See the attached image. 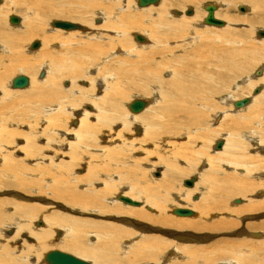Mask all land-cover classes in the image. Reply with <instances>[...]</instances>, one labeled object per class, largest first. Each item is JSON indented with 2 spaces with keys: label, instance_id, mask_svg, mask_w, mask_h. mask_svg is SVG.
<instances>
[{
  "label": "bare ground",
  "instance_id": "1",
  "mask_svg": "<svg viewBox=\"0 0 264 264\" xmlns=\"http://www.w3.org/2000/svg\"><path fill=\"white\" fill-rule=\"evenodd\" d=\"M0 1H1L0 2V91H1L0 93V145L7 144L8 148H10V145L13 143V139L11 140L13 134L16 131H19L21 126L22 127L24 126L22 124H25L24 127H26L27 132L32 131L31 132L33 133L32 135H36L37 132H39L38 127H36V125H38L36 122L32 123V121H28V123H24L21 119L17 120L14 117V115L23 116L24 119H28V118L30 119L32 116L35 117L38 114L40 116L41 115L45 116V122L47 123V125L42 129V133H43L45 129H49V130L52 129V128H48L47 126L52 125V122L55 120V116L58 115L59 112L64 111V109H62V106L64 105L63 99H65L67 104L70 103L72 100L78 102L76 99L77 95H79L78 98H81L82 101H85V98H87V100H89L88 105H91V107L86 106L84 107L85 109L84 108L82 109L81 116L79 119V124L77 125L78 126L77 130L80 129L82 131L84 129L85 134H87L89 138L95 137L96 130H100L99 129L100 126L98 127L96 125V123L99 122V120L104 121V122L108 120L115 122L118 120L117 119L118 117L115 116V114L119 110V103H120L119 100L123 99L127 92L125 90H120L121 87L116 88L115 86L116 76L123 77L124 75L127 74L128 71L129 72L133 71V72H130L131 75H133L135 73L133 69L128 70L127 68L128 70L127 71L125 68L121 67V65H123L128 60L130 61V59H134V57L136 56L137 58H139V60H141L139 63V66L142 65L141 67H147L146 70L145 68H138L139 70L136 71V76L137 77L141 76L142 80H145L143 79V77L144 78L149 77V79L150 78L153 79L155 82L159 84L161 95L163 97H166V98L168 97L169 99H172V101L175 100L176 102L179 101L178 98L184 99V95L189 96V91L187 90L188 88L191 90V92H193L194 86L193 87L189 86L192 83H195L197 85L196 87H199V88L202 87L200 88L201 90H209L208 91L209 97L213 99V97H215L216 94L218 95L221 92V90H218L217 85H216V84H221L217 81V79L223 81V83H226V81H228V76H232V75L239 76L241 74L243 75L247 73L251 63L253 62V57L255 55L260 54L264 57V39H263L264 34L260 37L257 36V32L261 30H258V29L256 30V27L253 26V21L251 20L250 21L247 20L246 22L245 21L243 22L242 19L244 18L242 17L244 15L243 16L239 15L238 17V15L235 16V15H231L232 13L231 14L228 13V12H231L230 8L232 9L234 7L237 9L239 7L238 4H244L242 0H237L236 2H234V0H215L217 2L216 4L207 3L203 6L204 12H201L198 9H195V11L191 15H185V11H184L185 17L181 16L180 18H175L171 16L172 12L170 14L168 10L172 7H179V8L183 7L182 9H184V7L187 4L197 5L202 0H161L160 5L156 8H153L152 6H157L160 0H158L156 4H150V5H147L146 7H139L137 4L138 0H136V6L134 3L135 0H105V1L104 0L103 1L101 0H7L8 5H5V3H3V1L6 2V0H0ZM181 2L182 4H180ZM245 4L250 5L251 13L255 17L260 15L259 11L261 9H264V0H246ZM208 5H213L214 7L213 17L215 20L219 21L220 24L218 25L206 24L205 18L208 15L206 8ZM222 5H224L226 8L223 11H220L219 13L218 6L220 8ZM5 6H8L7 11L10 13L5 11L6 9L4 8ZM134 7L136 10L134 9ZM136 7L144 8V9L140 10V9H137ZM14 9L23 10L19 18L20 24L18 23V26H17L18 28L16 26L8 27L6 25L7 19L9 22V18L11 16L18 17L16 16L17 13L14 11ZM188 10H191V8H189ZM90 11L91 12L93 11V12L89 15ZM247 11L248 9L244 7V10L239 11V12L247 13ZM256 13H258L259 15ZM10 14H16V15H10ZM181 14L182 13L179 11H175V12L173 11V15L175 16H180ZM94 16L100 17L98 18L97 21H99L102 18L101 19L102 23H100V25L98 24V26L96 27H94L91 22V20L94 19ZM49 17L50 18L51 17H58V18L61 17L63 21H67V22L77 25V29L68 30V31L62 30V29L58 30L57 28L53 26V23L55 21H62V20L54 19V20L49 21V24H48L46 22L47 20L46 18H49ZM220 19H223L225 22L222 20L220 21ZM43 20L46 22V26L43 29L44 35L39 40L41 43V46L39 43L40 48L31 50L30 49L31 44L29 45V42L31 41L32 36L37 34V31L40 27L39 24L41 25ZM71 20H76L82 25L75 23L74 21H71ZM200 20L202 21L199 22ZM47 26L49 28H47ZM198 26L206 29L205 31H207V34H202L203 32L202 33L199 32V30L201 31V29L197 30L196 27ZM234 26L241 27L242 29L236 28ZM130 30L142 31L143 34L139 33L141 35L137 33H132L131 36H133L135 39V35H139L140 37L143 38V41L140 42L135 39L134 45L128 44L130 47H125L124 44H127V42H129V40L125 42L126 39H129L127 31H130ZM77 31H80V32H77ZM63 32H65L66 34H62ZM245 33H248V34H245ZM253 35L255 39H257V41L254 39ZM146 38L152 39L151 42H149V44L146 42ZM252 38L253 40L256 41V43H259L258 44L259 47L257 48L258 50L254 49L253 46H251L253 49H250L247 46L248 45L247 42H249V40H251ZM56 41L59 44H55ZM200 42L202 43V45H200ZM53 47H56V49L58 48L57 51L58 50L67 51L70 56L59 54L53 49ZM106 47H107V50L105 49ZM178 48L180 50L182 49L186 51L185 52L186 54L177 55L175 57L173 55H168V54H172L173 53L172 51H175V49H178ZM104 49L106 50V54L103 55L102 53L105 51ZM111 51H113V53H110ZM175 53H178V52L175 51ZM188 54L189 56H191L190 60H188V57H187ZM156 55L159 56L158 57L159 61L157 60L158 58H155ZM116 56H118V59L115 62L120 66L115 71L113 70L110 71L112 68H107V65L109 64L108 59L110 57H116ZM99 57H102V59H100V61L96 64V68L99 70V67L102 66L103 69L106 68V70L108 71L106 72L107 75L106 74L105 76L103 75L104 76L103 79L98 78L99 79L98 84L100 87L101 86L102 88L104 87L103 90L99 91L100 87L96 86V82H95L96 79L94 77H92V79L93 78L95 79L94 80L95 83L92 84V82L90 81L91 83L88 84L89 86L85 88V89H90V90H83L82 88L80 89L79 87H76L74 84H76V79L77 77H79L76 75L80 69L79 65L81 63L86 62L90 58L92 59L88 63L95 62L98 60ZM146 57H150V58H147L148 59L147 64L145 61ZM193 57H196V59H199L197 57H200V58H203V60L199 59L197 61H193L194 63H192L191 61L193 60ZM170 61H173L172 62L173 66L170 68L171 75L169 74L171 77L165 81L161 80L159 77L160 74H159L158 69L159 67H161V65H164L165 63L168 64V62ZM105 62L107 63L104 64ZM190 62L192 63L190 64L192 65L191 67H195L197 64H199V66L203 64L202 67L200 66L196 70H194L193 68L191 69L194 72L193 75H198L197 77L193 76L194 80L185 78L186 71L187 73L190 74V76L192 73L191 70L188 69L189 67L188 68L185 67V65L189 64ZM130 64H132V66H136L133 60H131ZM137 66L135 67L136 69H137ZM261 67L262 68L259 67L260 69L256 71L257 75L263 74L264 67L263 65ZM36 69L38 71L39 69L40 70L43 69L41 71H43L44 74L41 78H39V76L38 77L35 76L34 71H36ZM152 69L155 71V73H153ZM146 73H150V74L146 75ZM15 74L18 76H21L19 74H22V76H24L23 74H27L25 76L29 79L28 86L24 87L23 89L14 88L12 86V83H13V80L17 77ZM66 78L70 81L71 88H67V89L62 88L63 91L66 93V96L62 97L63 96L62 95L60 98L61 94L58 93L56 89L59 87V81L62 79H66ZM125 79L130 80V76H126ZM199 79L200 81L198 82L197 80ZM196 81L198 82V84ZM239 83H246L248 90L249 89L251 90V95L244 97V99H249V103L243 107L236 108L234 107V102L239 101L241 99H237V98L229 99L227 97L228 95L227 96L223 95L224 97L222 96L218 99L220 104H227L228 106V109L226 108L227 112L229 113L234 112L236 113L235 114L236 116H231L233 120L232 125L230 126L231 128L227 129L226 131L227 135L222 136V140H220V147L216 150H213L212 148V151L210 153V155L212 156H210L208 153H203L204 151L202 152V150H200L202 154L200 152H196V153H200L204 157V159H201L204 167L203 169L200 168V171L197 172L199 174L198 176L199 180H197L196 178L193 180V178H191L193 180V185L191 186L192 188L190 187L191 189L189 190V188L187 187L188 190L184 189L179 192V195L177 197L178 201L176 203L179 207L171 206L170 214L168 215L167 214L168 207L165 205V203L168 201V196H170L173 193L172 186L174 182L173 179L175 180V176L176 175L187 176L188 175L187 171L189 169L191 170V166L193 165V163L196 162L195 161L196 158L193 157L194 156L193 152L191 153V156H187V155L184 156L185 154L182 153L185 158L184 165H185V168L187 167L188 169L187 171L184 170L185 168L183 169L182 167L181 169L178 168V166L176 164L174 165L173 162L164 161V164H163L164 170L161 173L160 178L156 180H149L151 181L150 183L161 182L163 186L160 184H157L156 186H150L149 183L143 179V177L145 178L143 174H140L141 176L140 179L138 178L137 180H135L137 182H134V183L132 182V184L130 185V189H132V191L134 190L135 197L142 196L143 198H145L141 202L140 206L131 207L129 205L130 207H128L127 204H125L122 206V208H120V204H118L117 202L119 201L118 199L119 195H117L116 197L117 199L114 202L113 206L118 207L120 213L126 214L128 217L126 220H122V222H124L125 224H129V225H131L132 223L134 227H138L141 233L142 231L160 232L161 234L169 238L174 233L171 230V228L176 229V230H181L184 232H188L184 236L189 235L188 236L189 239L193 238L197 232L214 231V232H219L223 235H226V233H229V231H232L234 229L236 231L234 232L233 235H236V236L243 235L244 238H241V239H244L245 241L248 242V244L252 245L249 247L250 249H254V251H257V249L258 250L263 249L262 246L264 245V240L260 241L262 239L260 236L264 235V189H263L264 188V159H260L258 158V156L249 157L248 155H246L245 153L246 145L243 144L241 141H239L238 136L240 134H237L238 132L234 130L237 129L238 127H240L242 130L244 125L248 123V121H246L247 118L245 119V121L243 120L240 122V120H242V118H245L247 116V113L249 112H255V114L258 115V116L256 115L257 119H259L258 122L254 124L255 128L252 130L251 129L249 130L250 136L253 137V135H255V133L259 131V129H262L260 127H262L261 120L264 119V87H262L261 85L260 86L258 85L259 83L258 78L257 80L255 79L251 80L249 77H245V78H242L239 81ZM256 85H258L259 87L258 86L255 87ZM186 86H188V88ZM226 86L224 89L229 90V86L228 87ZM44 87H48L51 89L50 91L47 90L45 92ZM135 87H137L136 92L139 94L144 93L145 95V93L147 92V85L135 86ZM238 87H239V84H234L233 86H231L233 90L237 89ZM96 90H98L99 92H102V95L98 96L95 93H93ZM149 90L152 91L151 89ZM68 91H71L72 93ZM89 91H92V92H89ZM109 91L110 92L113 91L112 95H109L110 93ZM114 92H115V95H117L118 97L113 96ZM18 93L20 94L29 93L27 95L28 99L20 100L21 98L19 99L17 96ZM205 93L206 92H204V95L202 96V99L200 100L202 104H209L211 103V100L210 98L208 99L205 96ZM231 93H230V96H233L231 95ZM75 94L76 96H74ZM153 94H156L155 89L152 91V95ZM108 96H110V98ZM108 98L109 100L107 101L106 99ZM157 98L159 99V97L155 98V95L153 96V98L148 99V100L147 99L145 100L143 98L142 100L146 101L147 104L143 108V110L140 111L139 113L131 112L128 107L131 101H133L134 99H139V98H134L129 103H127L126 107L130 113H128L127 111H126L127 113L125 111L123 113L122 111L125 117V119L122 120V124L120 123L122 127H126L124 125L127 124L126 122V119H127L128 123H130V125L133 126L132 131L134 132L136 131L135 133L138 134L139 128L135 126L137 125V121L140 120L143 117V115L151 109V107H154L155 105H157L158 103ZM198 98H200L199 94L193 95L190 99H192V101H196ZM54 101L56 102V105L53 106L52 109H49L51 114L50 113L46 114V112L48 111L47 107L50 108L48 105L46 106V103L53 102L54 104ZM179 104L176 103V105H174V108L171 107L172 108L171 111L173 112V116H171L172 118L175 117L174 113H177V111L179 110L178 109V106H180ZM18 105L23 106L26 112H29L30 115L29 114L27 115L24 109L20 108L21 106L19 107ZM87 107L90 111L86 110ZM181 107L182 106H180V108ZM219 107H220L219 109L222 108L221 106ZM213 109L215 110L216 108H213ZM183 113H185L186 115V112L183 111ZM234 113H232V115ZM40 116L38 117V120L41 118ZM89 116L94 117L93 119L95 120L94 124H91V122H87V120L90 118ZM196 116L198 117V115ZM126 117H128L129 119ZM160 117L156 113L149 120L145 121L146 123H144V125L140 127L143 129V136H145L146 131L148 129L153 130L155 128L156 122H158ZM214 117H216V114H214L213 118ZM56 119L58 120V118ZM173 121L175 122L176 118ZM56 122L57 121L55 120V124ZM196 122L197 121H195V123ZM176 125L177 123H175V127H172L173 125H171L169 129L167 130V132L170 131V134L172 136H177V132L175 131L178 130L179 127L176 128ZM12 127H14V129ZM183 128H182L183 132L186 131L187 133V131H189V129L188 130L185 129L184 131ZM161 130L165 132L164 129H161ZM182 131L180 132L179 136L183 134ZM200 135L198 134L197 136H200ZM50 136L51 135H49V138ZM77 136L78 135H76L74 138L76 141L75 143H77V139H78ZM191 136H193V134ZM244 136H245L244 134L241 135L242 138H244ZM200 137L201 139L203 138L202 136ZM170 138L172 137L170 136L169 139ZM197 138L198 137H196V139ZM114 139L115 137H112L110 136V134H108L106 137H104L103 140H105L106 141L105 143H108L109 145L107 147H103L97 150L101 153H106L107 149L111 150L110 148L113 147L112 144H114L116 141L119 142V144H117V147L120 146V143L123 144L125 142V140L120 141L119 139H115V140ZM156 139L155 141H157ZM165 140L166 139H162L163 142H165ZM129 141H132V140H129ZM259 142L261 143L263 141L257 140L256 143L254 142L253 145L256 147L257 146L259 147L260 145ZM168 143L172 145L173 147H175L174 144L178 145L177 143H174V142H168ZM24 144L25 145L23 147L27 146L28 139L24 141ZM70 146H73V144L70 143ZM202 147H205V146L202 145ZM205 148L203 149L205 150ZM260 149L262 150L263 148H258V150ZM8 152L10 153V150L6 149V152L0 153V163L3 165H4V160L7 158ZM39 154L36 153V155L34 154H31V155L33 157H36V156H39ZM198 155L199 154H197L196 156ZM220 156L223 159L219 158ZM75 157L77 158V156ZM127 158H132V155ZM90 163H88V167ZM221 163H224V164H221ZM63 166L65 167V169L68 168V167L66 168V165L64 164ZM53 167L57 169L56 171H58L59 168H61L59 170V173H55L57 175L53 177L52 179H47V177L46 179H44L46 182L47 188H48L47 190H49L50 192L49 195L52 196L53 199L54 198L58 200L62 199L66 205H69L71 207H78L79 210L76 211V213L78 214L81 213L85 215L87 210H89L88 209L89 207L92 210H97L93 212L96 215H106V216L108 215L110 217L115 216L114 214H108V213H111L112 206L108 203L109 197L107 198L108 194H106L108 192L103 193L104 190H102L103 187L104 189L108 188L109 190V187L112 186V184H110L107 181L108 179L106 181H103V187L101 188V190L103 191L102 193L100 192V188L96 189V191L94 189H93L94 191H92L91 189H88V186L92 187L94 181L87 184L86 185L87 188L81 190L78 188L77 183L81 182L80 178L82 177L79 178L74 172H70V171H68L67 173H64L62 169L63 167L60 163H59V166L57 164H54ZM222 169H224V171H221ZM86 170H88V168ZM26 171L28 172L29 168H24L21 174L22 175L23 173L25 174ZM89 171H90V168L88 172ZM235 171H240V172H236V174H234ZM16 174H17V171L15 172L14 175L13 174L11 175L12 178H15ZM85 174H87V172ZM94 174L95 173H93V175L92 174H89V175L94 176ZM170 176L172 177V179H170ZM19 177L22 178V176H19ZM32 177L31 179H33ZM69 177H72V179H70ZM109 179H111L110 182L113 183V178L110 177ZM258 180H263V181H258ZM16 182H17L16 183L17 185H21L22 183V181L20 180ZM200 182H203L206 184L205 188L203 189L204 192H202V194H200L198 198L197 197L196 199L193 198V200L191 201H194V202L191 203L190 196L192 194V191H195V189L198 188V184ZM57 184L62 186L60 188H63V190L60 189L62 190V194L60 193L59 197H58L59 193L57 191ZM46 191L45 193H49L48 191L47 192ZM255 191H259L260 193V195L256 194V197L258 196L260 197L259 200L250 201V199H247V201H245L246 202L245 204H241L240 199H235L231 202L232 204H229V205L227 204V200L229 198H232L235 196L244 197L245 195L251 194ZM25 193H28V192L22 191L20 193H17V192L12 193L11 194L12 197L0 199V225L3 223H6V220L9 219L8 217H11V215L13 216V214H11L10 216H4L3 221H2L1 217H3L2 212L4 211V210L2 211V209L5 206H8V205L12 206L14 210V215H17L20 218V220L17 221L15 230L10 229L12 230V233L14 231V236L13 238L9 240L12 241L15 238H17V236H19L21 232H25L27 234L26 235L22 234L24 237L22 236L21 238L22 240L24 239V243H26L25 241L29 243L26 245L20 244V246H18L20 248H18L19 250L17 251L16 255H13L14 251L10 250L7 246L0 245V264H9V263L27 264L28 261L33 264H46V262L44 261L45 255L47 254V252H50V251H47L46 253H41V251L43 247H46L47 243L48 244L50 243V238H52L51 236H52V233L54 232H56L59 236L55 238V240L58 241L55 243L57 247H62V249L65 248L75 253L76 257L78 258L86 257L87 258L86 260H91L90 264H136V263L148 264V263H153V262L158 263L160 259H163L164 261L167 260L166 264H213L215 263L211 261L213 260V258L210 259L207 256L208 252L204 251L203 249L205 247L201 246L202 248L200 249L198 245V248L200 249L199 250L198 248H191V246L187 247V245L180 246L179 244V246L178 245L171 246L170 245L171 243L169 242L170 240H168L167 238H161V236L158 237V236L141 235L142 238L139 241H136V242L127 241V242L122 243L121 241L124 236L131 235L128 229L126 230L114 224H106V223L92 224L93 222L89 223V221L83 222L78 219L75 220L72 217H70L68 214H67L68 216L65 214V212L69 210L68 206H66V208L61 207L64 210V214L57 213V212H51V213L47 212L48 214H45L44 216H42V220L40 219V221H36V222L42 223L43 228L42 227L37 228L38 226L33 228L31 224L34 223L33 221L38 216V213L40 212L41 208L37 205H26L25 203L23 204V201H21L23 199L21 198L22 197L26 198L24 197ZM127 195H130L129 191L128 193L125 192L121 196L127 197ZM132 198H134V196H132ZM234 205H239V206H234ZM241 206H243L241 208L242 210L239 209ZM235 207H238L237 210H235L236 209ZM176 208H182V209L189 208L190 210L193 211V214L191 216L174 215L172 211ZM80 209L83 212H81ZM145 209L147 211H145ZM89 212L92 213V211H88V213ZM240 212H242V215H239ZM170 215L171 216L174 215L175 219H173ZM189 218H195V219H189ZM261 218L262 220H260ZM59 230H63V233L62 231L59 232ZM131 232L134 233L133 231ZM85 234L88 235L89 237H86ZM81 235L85 236V238L87 239H90L93 236L94 242L90 243L91 241L85 240L87 242L83 243L81 241V238H82ZM210 238H212V235L207 234L206 232L203 237H199L198 239L205 241ZM31 239L32 241H34V243L32 244L30 241ZM257 239H260V240H257ZM225 240L226 239L222 238V240L218 242L219 243L223 242L222 245L224 247L225 243L227 242V240L226 242ZM212 241L214 242L215 239ZM212 241H210L211 242L210 244H212ZM250 241H254V242H250ZM218 242L216 243L215 241V244H218L220 246ZM255 242H260L261 244L256 245ZM124 245H129V246H124ZM209 247H212V246L210 245ZM213 247L216 248V245ZM51 251H59V250H51ZM215 251L216 249L214 250V252ZM227 252H229V250ZM215 253H217V251ZM7 254H12L13 256L12 257L9 255L6 256ZM205 254L207 257L205 256ZM237 256H241V253L239 252ZM233 260H227L225 262L220 261L217 264H244V261L241 259L236 260V261H233ZM183 261H186V262H183ZM256 262L258 261H255V263ZM259 264H264V258L259 261Z\"/></svg>",
  "mask_w": 264,
  "mask_h": 264
},
{
  "label": "rangeland",
  "instance_id": "2",
  "mask_svg": "<svg viewBox=\"0 0 264 264\" xmlns=\"http://www.w3.org/2000/svg\"><path fill=\"white\" fill-rule=\"evenodd\" d=\"M101 1H103V0H101ZM236 1L237 0H234V2H236ZM242 1H243L244 4H238L239 7L237 9L234 8V7L232 9L230 8V11L231 12H228V13L229 14L232 13L231 15H235V16L238 15V17H239V15L240 16L241 15L242 16L244 15L242 17V18H244V19H242L243 22L244 21L246 22L247 20L248 21L251 20V21H253V26L256 27V30L258 29V30H261V31L263 30L264 31V9H261L259 11L260 15L258 13H256L259 16L255 17L251 13L250 5L249 4H245L246 3V0H242ZM3 3H5V5H8L7 0H6V2L3 1ZM134 3H135V6H136V0L134 1ZM160 3H161V0H160L159 4L157 6H152V7L153 8H156V7H158L160 5ZM207 3H214V4H216L217 2L215 0H202L197 5L187 4L184 7V9H182L183 7H180V8L179 7H172L168 11L170 12V14L172 12L171 16H173L175 18H180L181 16H184L185 17L184 11L186 12V10H188L189 8H191L192 13L195 11V9H198L199 11L204 12V9H203L204 7L203 6L205 4H207ZM180 4H182V2ZM244 7L248 9L247 13H240L239 11H241V9H244ZM4 8H6L5 11L8 12L7 11L8 6H5ZM147 8H149V7H147ZM220 8L218 6L219 11L218 10L217 11L219 13H220V11H223L226 7L224 5H222ZM134 9H135V7H134ZM137 9L143 10L144 8H137ZM14 11L17 13V15L16 14H10V15H16V16H18L17 18L19 19L20 18V15H21V12H23V10L22 9H18V10H15L14 9ZM173 11L174 12L175 11H179L182 14L180 16H175V15H173ZM92 12L90 11L89 15ZM8 13H10V12H8ZM98 18H100V17L99 16H94V19L91 20V22H92V24H93L94 27H96V26H98V24L100 25V23H102L101 22L102 21L101 20L102 18L99 21H97ZM46 19H47L46 22L49 24V21L54 20V19L55 20L61 19V17L60 18H58V17H51L50 18L49 17V18H46ZM61 20L63 21V19H61ZM221 20L224 21L223 19H220V21ZM71 21H74L75 23L80 24L76 20H71ZM96 21H97V23H96ZM201 21L202 20H200L199 22H201ZM7 22H8V19L6 21V25L8 27L9 26L10 27H13V26L14 27L15 26L17 27L18 26V24L17 25H14L10 21L8 23ZM46 22L43 20L42 23H41V25L39 24L40 27H39V29L37 31V34L34 35V36H32L31 41L29 42V45L33 41H35V40L39 41L41 39V37H43V35H44L43 29L46 26ZM80 25H82V24H80ZM209 27H211V26H209ZM234 27H236V26H234ZM47 28H49V27L47 26ZM196 28H197V30L201 29V31L199 30V32H201V33L203 32L202 34H207V31H205L206 29L201 28L199 26L196 27ZM221 28H223V27H221ZM236 28H241V27H236ZM57 29L59 30V28H57ZM70 32H72V31H70ZM73 32H75V31H73ZM77 32H80V31H77ZM127 32H128V36H129L128 38L129 39H126L125 42H127L128 40H129V42H127V44H124V45H125V47H130L129 46L130 44H133L134 45V43H135V39H134L133 36H131V34L132 33L139 34V33H142V31H139V30H130V31H127ZM62 34H66V33L63 32ZM245 34H248V33H245ZM139 35H141V34H139ZM253 37H254V35H253ZM254 39H255V37H254ZM151 40L152 39H150V38H146V42L148 44H149V42H151ZM252 40H253V38L251 40H249V42H247L248 43L247 46L250 49H253L254 48V49L258 50L257 48L259 47V45H258L259 43H256L257 39H255L256 41L255 40L252 41ZM39 43H40V41H39ZM55 44H59V43L56 41ZM29 45H28V47H29ZM200 45H202L201 42H200ZM40 46H41V43H40ZM251 46H253V48ZM28 47H27V49H28ZM53 49L56 52H58L59 54H61V55L70 56L67 51H63V50H58L57 51L58 48L56 49V47H53ZM105 49L107 50V47ZM200 49H201V47H200ZM106 50L102 53L103 55L106 54ZM27 51H29V50H27ZM175 51L178 52V53H175ZM175 51H172L174 54L172 53V54H168V55H173L175 57L177 55H185L186 54L185 53L186 51H184L182 49L180 50L179 48L178 49H175ZM110 53H113V51H111ZM158 57L159 56H157V55L155 56V58H158ZM187 57H188V60H190L191 56H189V54H188ZM43 58H45V57H43ZM147 58H150V57H146V59H145L146 64H147V61H148ZM197 58L203 60V58H200V57H197ZM91 59L92 58H90L89 60H87L84 63H81L79 65L80 66L79 72L76 74L79 77H77L76 84H74V85L76 87H79L80 89L82 88L83 90H90V89H85V88H87L89 86L88 84H90L91 82H92V84H94L96 82V86L98 87L99 86V84H98L99 83V79L98 78L103 79V77L105 76V74L107 75L106 72H108L106 70V68L103 69L102 66L99 67V70L96 68V64L100 61V59H102V57H99L98 60L95 61V62L88 63ZM117 59H118V56H116V57H110L108 59L109 64L107 65V68H112L110 71H112V70L115 71L116 69L119 68L120 65H118L115 62ZM199 59H196V57H193V60L191 62L194 63L193 61H197ZM131 60H133L135 62L136 66L138 65L137 66V69L135 68L136 66H132V64H130ZM157 60L159 61V58ZM140 61L141 60H139V58H137V56H136V57H134V59H130V61L129 60L126 61L123 64L125 66L121 65V67L125 68L126 70H127V68H128V70H132L133 69L135 73L133 75H131L130 72H133V71H130L129 72L127 70L128 71L127 74L124 75L123 77L122 76H120V77L116 76V81H115L116 88L117 87L118 88L121 87L120 90H125L127 92L126 95H125V97L123 99H120L119 100V102H120L119 103V110L120 111L118 110L116 112V114H115V116L118 117L117 118L118 120L115 121V122H112L111 120H108V121L105 120L106 122L99 120V122H97L96 125L98 127L100 126L99 129L101 131L100 130H96V136L95 137L89 138L88 135L85 134V131H84L83 128H82L83 129L82 131L80 129L77 130V127H78L77 125L79 124V119H80V116H81L82 109L84 107H86V106L91 107V105H88L89 104V100H87V98L84 97L85 98V101H82L81 98H78L79 95L76 96V94L74 96H76V99H77L78 102L72 100L70 103L67 104L66 101H65V99H63V104L64 105L62 106V109H64V111L59 112L58 115H56L57 117L55 116V120L57 121L56 124H55V120H54L52 122V125H48L47 126L48 128H52V129H50L51 131L49 129H45L43 131V133H42V129L47 125V123L45 122V116H43V115L40 116L38 114L35 117L32 116L30 119L29 118L28 119H24L23 116L14 115V117L17 120L21 119L24 123H28V121H32V123H35L36 122L38 124V125H36V127H38L39 132H37L36 135H32L33 134V133H31L32 131L31 132H27L26 127H24L25 124H22L24 126L23 127L21 126L20 130L19 131H16L13 134L12 138H11V140L13 139V143L10 145V148L11 149L7 147V144H1L0 145L1 146L0 147V153L1 152H6V149H9L10 150V153L8 152L9 155L7 153V158L4 160V165L0 163V172H1L0 173V199H2V198L5 199V198L12 197L11 194L12 193H16V192L17 193H20L22 191L23 192H28V193H25V195H24V197H26V198H23L22 197L21 199H23V200L20 199L21 201H23V204L25 203L26 205H37V206H39L41 208L40 212L38 213V216L33 221L34 223L31 224L33 228H35L36 226H38L37 228H41L42 227L43 224L42 223H39V222H36V221H40V219L42 220V216H44L45 214H48V213H51V212H57V213L64 214V210L61 207H65L66 208V206H68L69 207V210L67 212H65V214L66 215L68 214L70 217H72L75 220L78 219V220H81L83 222L89 221V223L90 222L91 223L93 222L92 224H95V223L96 224H99V223H103V224L104 223H106V224H114V225H117L118 227L120 226V227H122V228H124L126 230L128 229L129 230V233L131 235L124 236L123 239H122V241H121L122 243L123 242H127V241L128 242H136V241H139L142 238L141 235H143V236H158V237L161 236V238H167L168 240H170L169 242L171 243L170 244L171 246H175V245H178L179 246V244H180V246H186L187 245V247H190L191 246V248H198V245H199V248L200 249L202 248L201 246L205 247L203 249H204V251H207L208 252L207 256L210 259L213 258V260H211L212 262H215L213 264H217L220 261L225 262L227 260H233V259H234L233 261H236V260H240L241 259V260L244 261V264H247V263L248 264H259V261L264 258V245L262 246L263 249H261V250H258L257 249V251H254V249H250L249 247L252 246V245L251 244H248V242L245 241L244 239H241V238H244L243 235H238V236L233 235L234 232L236 231L234 229L232 231H229V233H226V235H223V234H221L219 232H214V231L208 232V231H206L207 234H211L212 235V238H210L208 240H205V241L198 239L199 237H203L205 235V233H206L205 231H203V232H197L198 234L196 233L194 235V237H193L194 239L193 238H190L189 239L188 238L189 235L188 236H184L188 232H184V231H181V230H176V229H173V228H171V230L174 233L170 236V238L169 237H166L165 235L161 234L160 232H151V231H146L145 232V231H142V233H141L139 231L138 227H134V225L131 222H130L131 225L125 224L124 222H122V220H126L128 217H127L126 214L120 213L119 208L116 207V206H113V204H114V202L117 199L116 198L117 195H123L125 192L128 193V191L130 193V195H127L128 198L132 199L133 201H138V202L141 203L145 198H143L142 196L135 197L134 190L132 191V189H130V185L132 184V182L133 183L134 182H137L135 180H137L138 178L140 179V177H141L140 174H143L145 176V178L143 177V179L146 180L149 183L150 186H156L157 184L162 185L161 182H159V183L158 182H156V183H150L151 181H149V180H156V179H159L160 178L161 173L164 170V165H163L164 164V161L165 162H167V161L173 162L174 165L176 164L178 166V168L181 169V167H182V169H183V168H185V165H184L185 164L184 163L185 162V158H184V156H186V155L187 156H191V153L193 152L194 156H193V154H192V156L196 158V160H195L196 162L193 163V165L191 166V170L189 169L190 171L187 169V167L184 169L185 171L188 170L187 171V174H188L187 176H180V175H176L175 176V180L173 179L174 182H173V186H172V189H173L172 192L173 193L170 196H168V201L165 203V205L168 207L167 208V210H168L167 214L168 215L170 214V209H171L170 207L171 206L172 207H179L176 204L177 201H178L177 200V197L179 195V192L182 191V190H184V189L188 190L187 187L184 186V184L182 183V181L184 179H191V178H196L197 180H199V178H198L199 174L197 172L200 171V168L203 169V167H204L203 164H202L203 162L201 160V159H204V157L201 155L202 152L204 151L203 153H208L210 155V153L212 151V148H213V150H216L218 144H220V140H222V136L223 135H227V132H226L227 129H230L231 128L230 126L232 125V121H233L231 116H236L235 115L236 113H234V112H232V113H234L233 115H232V113L227 112V109H228L227 104H220L219 101H218V99L220 97H222L223 95L224 96H227L228 95L227 97L229 99H236V98L237 99H242L245 96H250L251 95V90L250 89L248 90L246 83H239V81L242 78H245V77H249L251 80H254V79L257 80V78H258V80H259L258 85L259 86L261 85L262 87H264V80H263L264 79V71H263V74H259V75L256 74L257 73L256 71L259 70L260 68H262L261 67L262 65L264 67V57L262 55H260V54L259 55H255L253 57V62L251 63V65H250L247 73H245L243 75L241 74L239 76H233V75L232 76H228V81L230 82L231 85L229 84L228 81H226V83H223V81L217 79V81L219 83H221V84H216V85H217L218 90H221V92L218 95L216 94L215 97H213V99L211 97H209V94H208V91L209 90H201L200 88H202V87H200V88L199 87H196L197 85L195 83H192L189 86H192V87L194 86L193 92H191V90L188 88V86H186L188 88L187 90L189 91V96L184 95V99L183 98H178V100H179L178 102H176L175 100L172 101V99H169L168 97L167 98L166 97H163L161 95V93H160L161 91H160L159 84L157 82H155L153 79H151V78L149 79V77H147L148 79L143 77V79H145V80H142L141 79V76L140 77L138 76L139 78L136 76V71L139 70L138 68H145V70L147 68V67H141L142 65L139 66ZM172 62L173 61H170V62H168V64L165 63L164 65H161V67H159L158 71H159V74H160L159 77H160L161 80H164L165 81V80H168L171 77L170 76L171 75V69L170 68L173 66V63ZM191 62L189 64H186L185 65L186 68L189 67L188 68L189 70H191L192 68L194 70H196L197 68H199L200 66L202 67V65H203L202 64V65L199 66V64H197L195 67H191L192 66V65H190V64H192ZM106 63L107 62H105L104 64H106ZM41 70H43V69H41ZM41 70L39 69V71H38L36 69V71H34L35 76H37V77L39 76V78H41L40 77V74L43 72ZM152 71H153V73H155V71L153 69H152ZM191 72H192L191 73V76L192 77L186 71L185 72V78H189L190 80H194V77H197L198 75H193L194 72L192 70H191ZM128 74H130V75H128ZM149 74L150 73H146V75H149ZM19 75H22V74H19ZM23 75L25 76L27 74H23ZM16 76H18V75H16ZM16 76H14V77H16ZM126 76H130V80H126L125 79ZM92 77H94L96 80L94 78L92 79ZM66 79L60 80L59 81V87L56 89L57 92L61 94L60 95V98H61L62 95H63L62 97L66 96V93L63 91L62 88H65V89L71 88L70 87V81L68 79L67 80ZM81 79H82V81H81ZM94 80H95V82H94ZM119 81H121V82H119ZM197 81L199 82L200 79L197 80ZM126 82H128V83H126ZM198 82H197V84H198ZM222 84H223V86H222ZM234 84H239V87L237 89H234L235 91L231 88V86H233ZM145 85H147V92L145 93L146 96L144 95V93H142V94L140 93L139 94V93L136 92V88L137 87H135V86H145ZM258 85H256L255 87H257ZM9 86H10V84H9ZM225 86L226 87L229 86V90H225L224 89ZM103 88L101 86L100 89H99V91L100 90L102 91ZM153 88L155 89L156 94H153L152 95V91L154 90ZM50 89L51 88L44 87V91L45 92L47 90L50 91ZM149 89H151L152 91H150ZM194 90H196V91H194ZM99 91L96 90L93 93H95L98 96H101L102 95V92H99ZM202 91H203V93H202ZM68 92H71V91H68ZM89 92H92V91H89ZM204 92L207 93V95L205 93V96L208 99L210 98L211 103H209V104H202V102H201L200 99H202V96L204 95ZM0 93H1V91H0ZM110 93H109V95H112L113 91L110 92ZM230 93L233 96H230ZM28 94L29 93H26V94L25 93H21V94L18 93L17 96H18L19 99L21 98L20 100H26V99H28V96H27ZM198 94H199L200 98H198L196 101H192V99H190L193 95H198ZM71 95H73V94H71ZM154 95H155V98L156 97H159V99L157 98L158 99V103L154 107H151V109L149 111H147L140 120L137 121V125H135V126H137L139 128V133L136 134L135 133L136 131L135 132L132 131L133 130V126L130 125V123H128V120L127 119H126L127 124L124 125L126 127H122V125H121L122 124V120L125 119V117L123 115L124 111L125 112L127 111L128 113H130L128 111L127 107H126V104L129 103L134 98H139V99H143L144 98L145 100L146 99L148 100V99L153 98ZM113 96L114 97H118L117 95H115V92H114V95ZM108 97L110 98V96H108ZM185 97H186L187 100L185 99ZM109 98L106 99V100L108 101ZM260 100H262V99H260ZM197 101H199V102H197ZM176 103L177 104L181 103L179 105L182 106V107L180 108V106H178V109L181 112L178 110L177 113H174V116L175 117L172 118L171 116H173V112L171 111V109L174 108V105H176ZM47 105L50 108L47 107L48 111L46 112V114L50 113L49 109H52L53 106L56 105V102L54 101V104H53V102L46 103V106ZM18 106L20 107L21 105H18ZM219 106H221L222 108L219 109L220 108ZM29 107H30V105H29ZM38 107H39V105H38ZM20 108H23V106H21ZM213 108H216V109L214 110ZM23 109L26 112L25 108H23ZM69 109H71V110H69ZM231 109H233V108H231ZM75 110H76V112H75ZM86 110H89L88 107L86 108ZM122 111H123V113H122ZM183 111L186 112V115L187 116L185 115V113H183ZM165 112H167V113H165ZM156 113L158 114L159 117L160 116L161 117L159 118L158 122H156L155 128L153 130L148 129L146 131L145 136H143V129L140 128V127H142L144 125V123H146L145 121L149 120ZM26 114L28 115L29 112H26ZM214 114H216V117L213 118ZM252 114H254V115H252ZM196 115H198L199 118ZM223 115H224V117H223ZM256 115L257 114H255V112H249V113H247V116L245 118H242V120H240V122L243 121V120L245 121V119L247 118L246 121H248V123L244 125V127L242 128V130H241L240 127H238L234 131H237L238 132L237 134H240L238 136L239 137L238 138L239 141H241L243 144L246 145V150H247V151L245 150L246 155H248L249 157L258 156V158L264 159V152H263L264 151L263 150L264 149V119L261 120L262 127H260V128H262V129H259V131H257L255 133V135H253V137L250 136V134H249V132H250L249 130L250 129L251 130L254 129L255 128V125L254 124H256L258 122V120H259V119H257V116L258 115L257 116ZM39 116L41 118L38 120V117ZM180 116H181V118H180ZM89 117L90 118L87 120V122H91V124H94V121H95V120H93L94 117L93 116H89ZM165 117H167V118H165ZM56 118H58V120L61 121V122H59ZM126 118H128V117H126ZM175 118H176V121L174 122L173 120ZM120 120H121V122H120ZM195 121H197V122L195 123ZM167 122H169V123H167ZM41 123H42V125H41ZM141 123H143V124H141ZM175 123H177L176 128L179 127V129L175 131V132H177V136H172L170 134V131L167 132V130L169 129V127L171 125H173L172 127H175ZM131 126H132V128H131ZM197 126H199V127H197ZM12 128L14 129V127H12ZM160 128L161 129H164L165 132H163ZM182 128L184 129V131H185V129L186 130L189 129V131H187V133H186V131L183 132L182 131ZM191 130H192V132H191ZM104 131H105V133H104ZM181 131L183 132V134L181 136H179V134H180ZM133 132H134V134H133ZM75 133H77V134H75ZM108 134H110V136H112V137H115V139H119L120 141L125 140V142L123 144L120 143V146L117 147V144H119V142L116 141L114 144H112L113 147H111V148L109 147L111 150L107 149V152L106 153H101L97 149H101V148L107 147L109 145L108 143H105L106 142L105 140H103L104 137H106ZM192 134H193V136H191ZM198 134L199 135L201 134L200 136H202L203 138L201 139L200 136H197ZM243 134L245 135L244 138L241 137V135H243ZM49 135H51L50 138H49ZM76 135H78L77 137L79 139V140L77 139V143H75L76 141L74 139ZM153 135H154V137H153ZM157 136H159V137H157ZM170 136L172 138L173 137L174 138L173 139L172 138L169 139ZM26 137H28V138H26ZM186 137L187 138L190 137V138L187 139ZM196 137H198V138L196 139ZM47 138H49V139H47ZM26 139H28V144L29 145L27 144V146L23 147L25 145L24 144V141H26ZM155 139L157 141H155ZM162 139H166L165 142H163ZM174 139L177 140V141H175ZM129 140H132V141H129ZM134 140H136V141H134ZM257 140L258 141L259 140H262L263 141L261 143L259 142L260 143L259 147L258 146L256 147V146L253 145L254 142L256 143ZM29 141H31V142H29ZM166 141H168V142H174V143H177L178 145L174 144L175 147H173L172 145H170ZM248 141H250V142H248ZM201 142H202V144H201ZM70 143L73 144V146H70ZM133 145H134V147H133ZM202 145H204L206 148L205 147H202ZM23 148H25V149H23ZM203 148H205V150ZM258 148H263V149L262 150L261 149L258 150ZM206 149H207V151H206ZM200 150H202V152ZM26 151H28V152H26ZM196 152H200L201 154L200 153H196ZM217 152H219V151H217ZM36 153L39 154V156L33 157L31 155V154L36 155ZM182 153L185 154V155L183 156ZM197 154H199V155L196 156ZM218 154H220V153H218ZM2 155H1V157H2ZM131 155H132V158H127V157H130ZM75 156H77V158ZM210 156H212V155H210ZM262 156H263V158H262ZM219 158L223 159L221 156ZM197 161H199V162H197ZM59 163L62 165V167H63L62 169H63V172L64 173H67L68 171H70V172H74L79 178L82 177V178H80L81 179L80 180L81 182L78 181L79 183H77V186H78L79 189L82 190V189L87 188L86 185L89 184L90 182H93L94 181L92 187L88 186V189H91L92 191H94V190L96 191V189H99L100 188V192L101 193L103 192L102 190H104L103 193L108 192V193H106V194H108L107 195V198L109 197L108 198L109 199V202L108 203L112 206V208L110 207L112 209L111 210V213H108V214H114L115 216L110 217L108 215L107 216L106 215H96L93 212L94 211H97V210H92L88 206L87 207H88L89 210H87V212H86L85 215L84 214H81V213L78 214V213H76V211L79 210L78 207H71L69 205H66L65 202L62 199H59V200L58 199H55V198L53 199V197L49 195L50 192H49V190H47L48 188H47V185H46V182H45L44 179H46V177H47V179H52L53 177H55L57 175L55 173H59V170L61 168H59V170L56 171L57 169L53 167L54 164H57L59 166ZM88 163H90L89 167H88ZM63 164L66 165V168L67 167L68 168L65 169V167L63 166ZM68 164H70V165H68ZM221 164H224V163H221ZM24 168H29V171L28 172L26 171V173L25 174L23 173V175H22L21 173L24 170ZM87 168H88V170L90 168V171L89 172H88V170H86ZM240 169H242V168H240ZM16 171H17L16 177L15 178H12L11 175L12 174L14 175ZM93 171H95V172H93ZM221 171H224V169H222ZM86 172H87L88 175L85 174ZM236 172H240V171H235L234 174H236ZM27 173H28V175H27ZM93 173H95L96 175L94 174V176H92ZM136 173L139 175V177H138V175ZM29 174H31V175H29ZM89 174H92V175L90 176ZM79 175H81V176H79ZM110 175H112V176H110ZM19 176H22V178L19 177ZM190 176H192V177H190ZM7 177H8V179H7ZM31 177L33 179H31ZM110 177L113 178V183L110 182L111 181V179H109ZM69 178L72 179V177H69ZM17 179L20 180V181H22L23 184L21 183V185H17L16 184L17 183L16 181H18ZM170 179H172L171 176H170ZM106 180L110 184H112V186H113V187L110 186L109 187V190H108V188H105L106 189L105 190L104 187H103V181H106ZM250 180H252V179H250ZM255 180H257V179H255ZM258 181H263V180H258ZM110 184H108V185H110ZM38 186H40V187H38ZM205 186H206L205 183L200 182L198 184V188H196L195 191H192V194L190 196V202L191 203L194 202V201H191V200H193V198L194 199H196V197L198 198V196H200V194H202V192H204L203 189L205 188ZM60 187H62V186H60V185L57 184V191L59 193L58 194V197L60 196V193L62 194V190H63V188H60ZM102 187H103V189L101 190ZM66 188H67V186H66ZM188 188L190 190L192 187L191 188L188 187ZM25 189H27V190H25ZM60 189H62V190H60ZM46 190L49 193H45ZM256 194H259L260 195L259 191H255V192H253L251 194H247L244 197L235 196V197L229 198L227 200V204L228 205L229 204H232L231 202L233 200H235V199H240L241 200V204H245L246 203L245 201H247V199H250V201L259 200L260 197L259 196L256 197ZM132 196H134L135 199L132 198ZM45 198H46V200H45ZM117 202H118V204H120V208H122V206L125 205L124 203H122L120 201H117ZM127 206L130 207L129 205H127ZM234 206H239V205H234ZM131 207H134V206H131ZM242 207L243 206H241L239 209L242 210L241 209ZM235 208H236L235 210H237L238 207H235ZM187 209H189V208H187ZM2 211H3L2 212L3 217H1L2 218V221H3L4 216H10L11 214H13V216L11 215V217H8L9 219L6 220V223H3V224L0 225V245L7 246L10 250H13L14 251L15 254L13 253V255H16L17 254V251L19 250L18 248H20V247H18V246H20V244H23V245L29 244V243H27V241H25L26 243H24V239L22 240V238H21L23 236L22 234H25L26 235L27 233L21 232V234L19 236H17V238H15L12 241L9 240V239L13 238L14 231L12 233V230H15L16 225H17V221L20 220V218L17 215H14V210H13L12 206H10V205L3 207ZM88 211H92V213L91 212L88 213ZM145 211H147V210L145 209ZM81 212H83V211L81 210ZM239 215H242V212H240ZM171 217L173 219H175L174 218V215L171 216ZM189 219H195V218H189ZM260 220H262V218ZM10 229H12V230H10ZM130 230L133 231L134 233H132ZM61 231L63 233V230H59V232H61ZM62 236H63V234H62ZM85 236L86 237H89L86 234H85ZM85 236L81 235V237H82L81 238V241L83 243H86L87 241H91L90 243H93L94 242V237L93 236H92L93 238L91 237L90 239L85 238ZM263 236H260L262 238L261 240L260 239H257V240L263 241L264 240V237ZM7 237H9V238H7ZM51 237L52 238H50V243L49 244L47 243L46 244V247H43L41 253H46L47 251H51V250H59V251H62V252H65V253H69L71 255L76 256L75 253H73V252H71V251H69V250H67L65 248L62 249V247H57V245L55 243L58 242V241H56L55 238H57L59 236H58V234L56 232L52 233V236ZM222 238H224V239L227 240V242L225 240L226 243L224 245V247H226V248L223 247V245H222L223 242L222 243H219L218 242V241H221ZM172 239H173V241H172ZM214 239H215L216 243L218 242L220 244V246L218 244H215V241L214 242L212 241ZM85 240H87V241H85ZM30 241H31V244L34 243V241H32V239ZM210 241H212V244H210L211 243ZM250 242H254V241H250ZM255 243H256V245L261 244L260 242H255ZM209 244L212 247H209L210 246ZM54 245H55V247H54ZM129 245H124V246H129ZM215 245H216V248L213 247ZM218 246L221 247V248H219ZM246 246H248V247H246ZM212 248H213V250H212ZM206 249H208V250H206ZM215 249H216L217 253H215L216 251L214 252ZM228 250H229V252H227ZM222 252H223V254H222ZM239 252L241 253V256H237V254ZM8 255L11 256V257L13 256L12 254H7L6 256H8ZM205 256H206V254H205ZM221 258H222V260H221ZM80 259H83V260H85L87 262L90 261L89 263H91V260H86L87 259L86 257L85 258H80ZM166 261L167 260L164 261L163 259H160L158 261V263L161 264L163 262L162 264H166L167 263ZM255 261H258V262L255 263ZM183 262H186V261H183ZM28 263L29 264H33V263H30L29 261H28ZM158 263L153 262V263H148V264H158ZM9 264H11V263H9ZM136 264H138V263H136ZM141 264H143V263H141Z\"/></svg>",
  "mask_w": 264,
  "mask_h": 264
},
{
  "label": "water",
  "instance_id": "3",
  "mask_svg": "<svg viewBox=\"0 0 264 264\" xmlns=\"http://www.w3.org/2000/svg\"><path fill=\"white\" fill-rule=\"evenodd\" d=\"M1 2V1H0ZM158 2V0H138L137 4L139 7H146L147 5L150 4H156ZM213 10L214 7L213 5H208L206 8V11L208 12L207 17L205 18V22L206 24L209 25H218L220 24L219 21L215 20L213 17ZM244 9H241V11ZM192 11L191 10H187L185 12V15H191ZM9 21L14 24L17 25L19 23V19L15 16H11L9 18ZM53 26L55 28H59L62 30H74L77 29V25L67 22V21H55L53 23ZM264 33L262 31L257 32V36L260 37L262 36ZM135 39L137 41L142 42L143 38L140 37L139 35H135ZM39 48V42L38 41H33L30 45V49L31 50H35ZM43 72L40 74V77L43 76ZM259 74V73H258ZM29 84V79L26 76H17L12 83V86L14 88H19V89H23L24 87H27ZM249 103V99H241L239 101H235L234 102V107L236 108H240L243 107L245 105H247ZM146 101L142 100V99H134L133 101H131L128 105L129 109L131 112L133 113H139L140 111L143 110V108L146 106ZM220 147V144H218L217 148L218 149ZM195 178H193L194 180ZM193 180L192 179H185L183 181V184L185 187H191L193 185ZM119 201H121L124 204L130 205V206H134V207H138L141 205L140 202L138 201H133L132 199L128 198V197H124L119 195L118 196ZM172 213L174 215L177 216H191L193 214V211L190 209H182V208H176L172 211ZM44 261L46 262V264H90L87 261H84L83 259L77 258L74 255H71L69 253H65L62 251H50L47 252V254L45 255V259Z\"/></svg>",
  "mask_w": 264,
  "mask_h": 264
}]
</instances>
